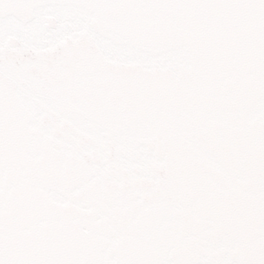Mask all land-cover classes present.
Listing matches in <instances>:
<instances>
[{
    "label": "snow or ice",
    "instance_id": "6c2138e0",
    "mask_svg": "<svg viewBox=\"0 0 264 264\" xmlns=\"http://www.w3.org/2000/svg\"><path fill=\"white\" fill-rule=\"evenodd\" d=\"M0 264H264V0H0Z\"/></svg>",
    "mask_w": 264,
    "mask_h": 264
}]
</instances>
